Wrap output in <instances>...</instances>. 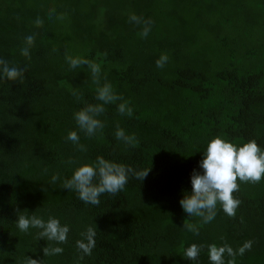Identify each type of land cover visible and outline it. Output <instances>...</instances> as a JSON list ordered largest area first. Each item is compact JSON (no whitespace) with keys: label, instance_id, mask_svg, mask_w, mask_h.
I'll list each match as a JSON object with an SVG mask.
<instances>
[{"label":"trees","instance_id":"obj_1","mask_svg":"<svg viewBox=\"0 0 264 264\" xmlns=\"http://www.w3.org/2000/svg\"><path fill=\"white\" fill-rule=\"evenodd\" d=\"M132 14L153 22L146 37ZM162 54L168 61L159 68ZM66 57L100 65L101 85L111 83L133 114L118 112L121 101L107 104L104 128L86 136L74 114L102 102L90 68L73 69ZM0 59L23 70L17 81L0 79V264L26 256L43 264H211L208 245L235 250L246 241L251 249L236 264H264V179L240 182L235 217L218 204L205 224L179 203L217 135L264 149V0H0ZM117 125L138 143L117 139ZM72 130L85 151L67 140ZM100 156L150 171L143 181L130 173L98 205L85 203L62 185ZM21 212L67 224V243L37 240L32 227L21 232ZM89 227L96 243L87 255L77 242ZM193 243L203 248L191 261L183 255ZM46 246L64 251L44 256Z\"/></svg>","mask_w":264,"mask_h":264},{"label":"clouds","instance_id":"obj_2","mask_svg":"<svg viewBox=\"0 0 264 264\" xmlns=\"http://www.w3.org/2000/svg\"><path fill=\"white\" fill-rule=\"evenodd\" d=\"M130 21L136 24L143 23L144 27L140 35L146 37L151 31V20L144 21L141 17L132 14ZM37 27L42 26L43 21L39 18L34 22ZM34 35L25 38L26 47L21 49V54L30 56L29 49L34 44ZM70 67L75 69L81 65H87L96 83V99L102 103L85 104L74 114L75 121L86 136H95L98 130L104 128L101 116L105 112V105L121 101L118 104V112L121 115L131 116L133 110L129 107L128 101L118 95L109 82L100 83V65L81 57H66ZM168 61L167 54H162L156 61L159 68L164 67ZM23 70L15 65L9 64L5 59H0V79L17 81L22 78ZM75 95V93H73ZM117 139L123 140L126 144L135 146L138 141L134 134L126 135L124 130L117 125ZM79 135L72 130L68 133L67 140L79 145ZM81 151L86 150L85 145H79ZM202 171L193 170L191 175L192 190L185 192L179 201L184 212L190 217H199L202 223H210L217 214L219 204L224 213L229 217H235L236 210L241 201L234 195L239 191L240 182L259 183L264 179V149L255 139L249 140L242 146L237 145L217 135L211 139L203 153V159L199 162ZM150 169L134 172L131 167L106 160L104 157H97L95 163H84L77 167L71 178L63 182L62 187L68 190H75L79 199L85 203L98 205L101 194L110 193L115 195L122 191L128 183L129 174L133 173L137 179H143L148 175ZM59 179L58 175L52 176V182ZM20 212L17 209V213ZM17 226L21 232H27L30 227L39 229L37 240L45 239L53 241L57 245L67 243V236L70 228L67 224H61L56 217L49 216L48 220L24 213L18 215ZM183 227L188 231L199 235V228L193 223L184 222ZM95 230L89 227L82 233V241L77 242V247L83 253L90 255L95 247ZM224 238L221 237V240ZM252 241H246L238 249H233L227 242L217 245H208V258L211 264H236L237 255H243L250 250ZM203 245L196 243L186 248L184 257L191 261L197 260ZM64 249L59 246L43 248L44 256L62 254ZM225 255L230 259L225 260ZM23 264H43L42 259H33L26 256Z\"/></svg>","mask_w":264,"mask_h":264}]
</instances>
